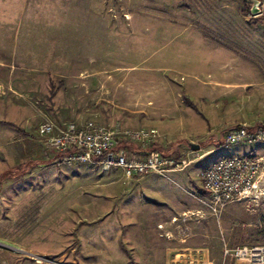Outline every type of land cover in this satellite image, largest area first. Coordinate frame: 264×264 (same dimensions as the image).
Returning <instances> with one entry per match:
<instances>
[{"label": "rangeland", "instance_id": "obj_1", "mask_svg": "<svg viewBox=\"0 0 264 264\" xmlns=\"http://www.w3.org/2000/svg\"><path fill=\"white\" fill-rule=\"evenodd\" d=\"M243 6L240 0H0V98L30 109L26 119L37 124L35 134L44 122L89 119L114 129L128 150L134 143L148 148L141 147L144 155H166L175 133L182 135L174 118L182 114L184 88L182 71L167 65L177 64L178 53L245 44L263 24L244 15ZM140 111L146 125L135 127ZM143 128L156 130L147 142L123 134ZM36 138L47 159L11 166L24 174L0 184V261L86 264L90 254L98 264H133L135 251L120 252L118 234L106 230L109 221L117 226L119 185L131 178L95 164H59ZM258 157L254 187L239 201L260 228L232 231L225 239L232 245H264V155Z\"/></svg>", "mask_w": 264, "mask_h": 264}, {"label": "crops", "instance_id": "obj_2", "mask_svg": "<svg viewBox=\"0 0 264 264\" xmlns=\"http://www.w3.org/2000/svg\"><path fill=\"white\" fill-rule=\"evenodd\" d=\"M255 30L236 48L190 50L173 57L178 58L177 64H166L182 71L181 93L197 110L182 101V114L174 118V127L183 131L181 137L175 133L170 146L175 143L166 155L177 167L166 175L149 173L119 185L117 226L109 221L106 230L109 236L118 234L120 252L135 251L133 264H248L224 257L222 245L232 231L241 234L260 225L250 222L246 205L240 201L227 204L218 219L213 217L202 203L206 192L198 173L220 157L264 155V142L220 147L230 127L243 124L255 130L264 126L263 25ZM84 44L90 46V41ZM144 113L140 111L137 116H143L132 122L135 127L146 125H140ZM29 114V108L0 98V175L11 166L47 159L36 138L37 124L26 119ZM190 143L199 148L192 149ZM130 146L135 152L143 147ZM86 264L98 263L90 261L89 254Z\"/></svg>", "mask_w": 264, "mask_h": 264}, {"label": "built area", "instance_id": "obj_3", "mask_svg": "<svg viewBox=\"0 0 264 264\" xmlns=\"http://www.w3.org/2000/svg\"><path fill=\"white\" fill-rule=\"evenodd\" d=\"M257 1V12L251 18L264 19V0ZM248 3V2H247ZM249 4V9L251 3ZM155 129L124 130L123 134L133 142H147L154 137ZM36 135L59 164L89 163L103 170H120L128 178L149 173L166 175L177 167L175 160L158 150L147 154L128 150L116 139L114 129L89 119H72L64 122H44L37 126ZM264 141V127L249 131L246 125L227 129L220 144L228 148L239 143ZM261 158L251 154L220 157L210 163L198 175L202 180L206 198L202 200L207 211L217 219L227 204L239 201L260 172ZM222 255L248 264H264V245L224 242ZM0 264H13L1 260Z\"/></svg>", "mask_w": 264, "mask_h": 264}, {"label": "trees", "instance_id": "obj_4", "mask_svg": "<svg viewBox=\"0 0 264 264\" xmlns=\"http://www.w3.org/2000/svg\"><path fill=\"white\" fill-rule=\"evenodd\" d=\"M240 1L244 2V6L241 8V11L243 12L244 15L250 16L249 5H248V3L246 2V0H240ZM260 21L262 22V24H263V28H264V19H261ZM181 98H182V101H183V103H184L185 105L191 106V107H193L194 109L197 110L196 105H195L192 101L189 100V98H188L187 95H185L184 93H181ZM141 116H143V115H141ZM8 124L15 126V125L12 124V123H8ZM18 129H19V128H18ZM19 166H20V165H19ZM20 167H22V166H20ZM14 170H15V169H7V170H5L4 172H2V174L0 175V180H2V179H6V178H9V179H12V178H13V179H14V178H18L19 176H21V175L24 174L22 171H21V172H16V171H14ZM15 172H16L17 174H14Z\"/></svg>", "mask_w": 264, "mask_h": 264}, {"label": "water", "instance_id": "obj_5", "mask_svg": "<svg viewBox=\"0 0 264 264\" xmlns=\"http://www.w3.org/2000/svg\"><path fill=\"white\" fill-rule=\"evenodd\" d=\"M246 2L251 3L250 9H249L250 14H255L257 12V7H256L257 6V1L256 0H246ZM190 147L192 149H194V150H197L199 148V145L195 144V143H190ZM10 247L15 249V250L21 251V252H23L25 254H28V255L32 256L33 258H35V259L43 260V258H41V257H39V256H37V255H35L33 253H28V252H26V251H24L22 249H18V248L12 247V246H10Z\"/></svg>", "mask_w": 264, "mask_h": 264}, {"label": "bare ground", "instance_id": "obj_6", "mask_svg": "<svg viewBox=\"0 0 264 264\" xmlns=\"http://www.w3.org/2000/svg\"><path fill=\"white\" fill-rule=\"evenodd\" d=\"M249 131H251V130H249Z\"/></svg>", "mask_w": 264, "mask_h": 264}]
</instances>
